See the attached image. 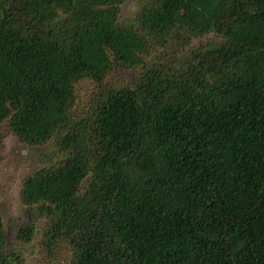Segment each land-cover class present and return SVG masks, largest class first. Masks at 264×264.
I'll return each instance as SVG.
<instances>
[{"label":"trees","instance_id":"obj_1","mask_svg":"<svg viewBox=\"0 0 264 264\" xmlns=\"http://www.w3.org/2000/svg\"><path fill=\"white\" fill-rule=\"evenodd\" d=\"M124 1L0 0V264H264V0Z\"/></svg>","mask_w":264,"mask_h":264},{"label":"rangeland","instance_id":"obj_2","mask_svg":"<svg viewBox=\"0 0 264 264\" xmlns=\"http://www.w3.org/2000/svg\"><path fill=\"white\" fill-rule=\"evenodd\" d=\"M138 9V0H125L122 4L121 17L133 16ZM4 129V126L1 127ZM7 148L0 154V213L7 229L10 225L24 221L21 201V185L34 170L49 163L56 157L54 149L48 146H30L21 143L15 137L6 139ZM44 222L38 224L39 231ZM29 264H68L67 255H59L54 263L45 259L36 238L30 250Z\"/></svg>","mask_w":264,"mask_h":264}]
</instances>
